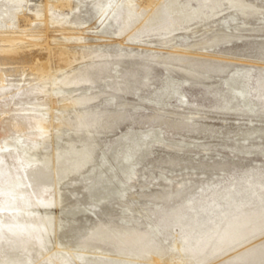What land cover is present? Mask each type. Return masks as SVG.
<instances>
[{
	"label": "bare ground",
	"instance_id": "bare-ground-1",
	"mask_svg": "<svg viewBox=\"0 0 264 264\" xmlns=\"http://www.w3.org/2000/svg\"><path fill=\"white\" fill-rule=\"evenodd\" d=\"M192 1L198 5L192 6ZM226 1L227 7L222 8L220 0H69V6L62 7H58L59 0H0V114L5 113L10 130L8 135L0 137V141L10 138L14 142L9 146L7 143L0 145V264H201L209 257L214 260L213 264H264V237L248 244L264 233V214L226 223L202 247L184 246L182 243L186 237L183 236L182 245L177 246L176 253L171 252L157 260L144 258L151 248L152 237L158 232V227L151 223L149 211H137L135 214L129 208H121L115 222L95 223L77 245L66 243L64 247L57 235L60 230L71 227L80 216L97 215L96 205L90 208L76 205L64 207V194L60 189L62 183L76 180L85 168L92 166L96 150L92 131L97 126L102 128L106 125V122H101L98 112L87 106L101 97L116 105L115 99L121 96L116 86L111 92L91 90L90 86L104 83L108 88L105 78L108 77V70H115L122 57L143 56L135 48L120 49L114 52L120 59L112 63V68L106 60L94 64L93 58L111 54L100 48H87L85 44L79 46L77 43L85 38L82 34L106 29L122 15L117 29L120 43L136 44L143 37L158 35V40L146 42L150 51H168L162 57L167 64L171 63L168 60H178L175 54L179 53L211 55L214 50H209L206 45L217 44L220 39L233 37L234 34H213L191 44H178L175 33L182 30L193 35L197 31L190 25L211 16L228 14L230 20L235 21L236 16L248 18L261 12L260 6L251 1ZM88 2L99 6L96 27H85L84 21L71 16ZM204 7L209 11H204ZM27 12L34 16L33 22L38 28L55 24L53 28L65 32V36L54 38L56 43L53 46L43 45L35 36L31 41L19 37L17 42H11L10 36L19 33L18 20H26ZM257 20L260 23V19ZM242 23L245 24V21ZM203 30L209 28L206 26ZM129 72L132 75L134 70ZM185 72L181 83L175 84L176 89L173 79L166 80L167 86L174 92L183 83L197 84L204 80L199 72ZM58 73L62 76L53 85L65 89L47 92L44 81L56 77ZM240 84L238 93L246 101L251 90L250 78ZM80 85L87 88L75 94L73 88ZM44 94H48L49 99ZM7 95H11L12 100ZM169 96L170 93L166 98ZM40 97L43 101L36 106L34 102ZM183 97L179 94L177 99L184 102ZM54 100L59 105L57 109L50 107ZM11 101L19 106L4 107ZM120 105L125 106L124 103ZM163 107L156 110L162 111ZM45 108L47 112L43 111ZM71 109L75 110L73 115L72 111H68ZM110 115L122 119L124 111H113ZM62 128L67 130L63 140L66 149L56 146L51 153L39 151L44 137ZM163 140L162 130L150 129L145 142L130 144L126 148L118 161L126 183L131 185L136 176V167L142 158L141 150L153 141ZM173 146L183 147L179 144ZM106 169L109 172V175H104L107 187L112 186L114 192L123 197L121 188L114 183L113 171L107 166ZM165 182L163 189L155 194L165 202L183 197L192 187L190 180H181L173 185L172 179L165 177ZM93 200V204L99 205L102 198L94 197ZM54 208L56 211H53ZM137 215L148 219V229L138 228ZM223 254L228 255L218 260Z\"/></svg>",
	"mask_w": 264,
	"mask_h": 264
},
{
	"label": "rangeland",
	"instance_id": "rangeland-1",
	"mask_svg": "<svg viewBox=\"0 0 264 264\" xmlns=\"http://www.w3.org/2000/svg\"><path fill=\"white\" fill-rule=\"evenodd\" d=\"M247 1L260 6L261 12L248 18L236 16L235 21H231L228 14L200 19L190 25L197 31L193 35L177 31L178 44H191L219 33H233L234 36L206 45L209 50H214V54L179 53L175 54L178 60H168L170 64L162 58L167 55V50H149L146 41H156L158 35L143 37L136 44L120 43L117 29L122 15L106 29L82 34L85 38L77 43L79 46L85 44L87 48H100L111 54L93 58L94 64L106 60L112 68V63L120 59L114 52L120 49L135 48L143 56L122 57L115 70H108V77H105L108 88L104 83L90 86L91 90L104 92H111L116 86L121 96L115 99L116 105L101 97L87 106L98 112L101 122H106V125L102 128L97 126L92 131L96 139L92 166L85 168L76 180L62 183L60 189L64 194V207L76 205L90 208L96 205L98 210L97 215L80 216L71 227L58 232L64 247L66 243L77 245L95 223L115 222L121 208H129L135 214L137 211L151 213V223L158 227V232L152 237L151 248L144 258L155 260L167 257L171 252L176 253L177 246L182 244L186 247L204 246L226 223L264 214V0ZM220 2L222 8L227 7L226 0ZM191 5L198 3L192 1ZM62 6H69V0H59L58 7ZM98 7L88 2L71 16L84 21L85 27H96ZM203 9L209 11L206 7ZM25 16L26 20H18L19 33L10 36L11 42H17L19 37L31 41L35 36L43 45L53 46L56 43L54 38L65 36V32L53 28L55 24L38 28L31 13L27 12ZM206 26L209 30H203ZM132 70L131 75L129 71ZM186 70L203 74L204 80L197 84L183 83L174 92L167 86L166 80L173 79L174 85L181 83ZM61 76L58 73L56 77L44 81L47 92L65 89L53 85ZM247 77L250 78L251 90L245 101L238 90L240 82ZM85 88L84 85L74 87V93L78 94ZM168 93L170 96L166 98ZM179 94L184 95V102L177 99ZM44 95L49 99L48 94ZM7 97L11 99V95ZM41 101L40 97L34 104L38 106ZM122 103L125 106L120 105ZM17 105L11 101L4 107L17 108ZM162 106V111L156 110ZM50 107L57 109L59 105L54 100ZM43 111L47 112V108ZM68 111L71 113L72 109ZM113 111H124V117L114 118L110 115ZM4 116L5 113L0 116V137L10 133ZM150 129L162 130L164 140L153 141L141 150L142 158L130 185L124 181L119 158L130 144L145 142ZM66 134V128L49 132L41 141L39 151L51 153L56 146L66 149L63 141ZM9 139L0 141V145L14 144ZM175 144L183 147L176 148ZM106 166L113 171L114 183L121 188L123 197L114 192L112 186L107 187L104 175H109V172ZM165 177L171 178L173 185L181 180H190L192 187L183 197L165 202L155 196L165 186ZM94 197L102 198L99 205L93 204ZM53 211H56L55 208ZM137 216L138 228L148 229V219L144 215ZM183 236L186 240L181 244ZM263 237L264 233L248 244ZM228 254H223L218 260ZM213 263L211 257L201 262Z\"/></svg>",
	"mask_w": 264,
	"mask_h": 264
}]
</instances>
